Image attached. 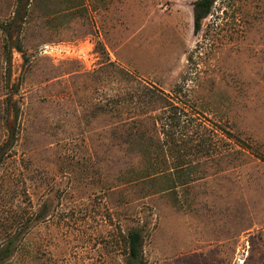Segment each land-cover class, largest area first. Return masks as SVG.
Returning a JSON list of instances; mask_svg holds the SVG:
<instances>
[{
    "label": "rangeland",
    "instance_id": "374dc122",
    "mask_svg": "<svg viewBox=\"0 0 264 264\" xmlns=\"http://www.w3.org/2000/svg\"><path fill=\"white\" fill-rule=\"evenodd\" d=\"M13 1L0 264H125L134 229L144 264H264V0H214L197 33L196 0H40L9 50Z\"/></svg>",
    "mask_w": 264,
    "mask_h": 264
},
{
    "label": "trees",
    "instance_id": "16d2710c",
    "mask_svg": "<svg viewBox=\"0 0 264 264\" xmlns=\"http://www.w3.org/2000/svg\"><path fill=\"white\" fill-rule=\"evenodd\" d=\"M40 0H14L13 5L14 9L12 11V16L6 24H2L1 29L5 32V48L12 50H19V41L17 39L13 40L11 36V32L9 31V27L16 26L19 30L21 29L22 25L26 23L27 17L32 13L31 8L38 7V3ZM214 0H196L192 4V15H193V32L197 33L201 28V22L209 15ZM68 7V6H67ZM71 8V7H70ZM150 100L154 102L156 101H164L165 103H169L166 97L160 94L159 90L152 93L150 95ZM174 107V106H172ZM166 113L167 110H163ZM165 119L168 121L170 127L172 126V122L174 118L168 113L165 116ZM167 125V124H166ZM163 135H165V140L160 141L158 136H150L146 138L144 133L142 132L139 135L138 142L139 145L143 148L149 150L150 146L157 152L161 153V150L166 145H170L173 143V139L171 138V134L168 132V129L165 131L163 130ZM156 137V138H155ZM158 154V153H157ZM161 165L165 163V160L160 161ZM176 170H181V167H175ZM150 173V174H149ZM147 178H154L165 175V170L157 167L155 171L149 172ZM171 175V174H170ZM126 244H127V255L125 259V264H144L142 259V235L141 231L138 229L130 230L126 234ZM9 248L10 245L6 246L3 250L0 251V258H4L9 256Z\"/></svg>",
    "mask_w": 264,
    "mask_h": 264
}]
</instances>
